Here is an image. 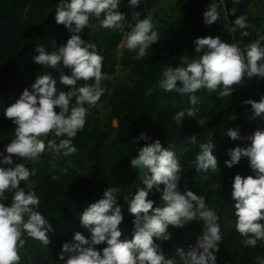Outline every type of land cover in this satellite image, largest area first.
<instances>
[{"label": "clouds", "instance_id": "clouds-1", "mask_svg": "<svg viewBox=\"0 0 264 264\" xmlns=\"http://www.w3.org/2000/svg\"><path fill=\"white\" fill-rule=\"evenodd\" d=\"M120 4L121 0H57L55 23L63 25L71 35L52 51L38 45V54L32 59L57 72L58 81L49 72L39 75L30 90L24 88L18 98L3 109V116L15 128L14 138L0 151V264H19V249L25 244V234L46 246L50 243L48 233L52 231L48 217L39 210L41 201L33 190L34 185L28 184L33 171L23 163L14 162V157L38 160L46 150L65 157L74 154L77 149L73 138L86 123L88 109L85 105H96L105 91L101 84L104 57L99 54L97 45L82 39L80 33L86 27L123 31L127 25L129 31L123 46L136 50L138 57H144L150 45L159 39L151 17L140 18V12L135 11L141 0H127V5L133 9L132 22L118 11ZM221 5H225V0H210L202 13L206 25L220 18ZM224 12L227 19L230 13H235V8H224ZM92 18L99 24L90 25ZM225 27L229 34L239 30L241 37L249 35L245 15L237 16ZM262 40L264 36L242 51L238 43H228L220 36L196 37L193 40L195 51L202 54L191 60L181 57L184 66L164 68L162 78L155 85L166 92L174 90L188 95L190 107L177 111L172 119L181 124L186 116H196L200 98L195 93L202 88L209 92L219 90L220 97H229L235 91L232 86L239 85L245 76L264 79ZM78 81L84 83L78 85ZM57 82L67 86V90L58 89ZM242 103L251 106L252 118L264 119V95L258 101L249 98ZM49 133L59 138L58 141H45ZM226 135L233 141H248L229 149L228 159L223 163L232 168L241 158L247 159L251 174L237 173L231 178L230 196L234 201L235 229L244 237L241 244L255 247L258 241H264V128L241 136L236 128L228 127ZM189 139L195 142L194 136ZM135 140L145 143L138 148L130 164L144 170V174L140 180L143 187L139 185L134 193L123 196L127 211L133 216L131 238L120 239V225L124 220L122 205L108 188L101 198L88 204L79 214V223L88 235L76 231L70 240L62 242L57 264H177L156 241L169 240L172 235L169 226L183 228L193 220L202 222V231L187 250L176 248L180 261L182 264H217L216 253L222 239L217 212L207 205L203 195L191 190L181 191L182 165L170 147H163L159 139H152L144 132ZM199 148L194 161L196 170L218 172L213 142L201 143ZM202 178L207 179V176ZM52 179L59 177L54 175ZM21 181L27 191L19 186ZM153 189L160 194L162 206H154L155 202L148 198ZM98 245L104 246L97 248ZM256 260L257 264H264V258L258 256Z\"/></svg>", "mask_w": 264, "mask_h": 264}, {"label": "trees", "instance_id": "trees-1", "mask_svg": "<svg viewBox=\"0 0 264 264\" xmlns=\"http://www.w3.org/2000/svg\"><path fill=\"white\" fill-rule=\"evenodd\" d=\"M175 1L185 9V14L175 21L173 26L185 31L187 35L196 34L194 31L201 32L206 26L210 31L208 36H220L228 43L236 42L242 51L249 46V43L264 36V0H225V5H221L220 8V18L211 25H206L202 17L210 0ZM124 2L127 0H121V4ZM56 3L57 0H0V151H3L4 146L14 138L15 128V125L3 116V109L13 103L24 88L28 87L30 90V85L39 75L49 72L56 76L58 81L57 72L34 63L32 59L38 54L36 52L38 45L43 46L46 51H52L71 35L63 25L55 23ZM224 8H235V13H230L225 19ZM118 11L125 13L120 6ZM239 15L247 17L248 36L241 37L239 30L235 34H229L226 30L225 25L231 24ZM98 24L99 21L95 18L90 19V25ZM126 27L127 25L123 31L86 27L80 33L82 39L94 42L99 54L104 57L102 62L104 76H113L115 73L116 50ZM158 36L159 39L151 46L154 54H158L153 56L154 69L151 67L141 73L136 72L133 75L135 81L133 84L127 88L121 86L115 106V119L122 127L129 123L139 128L147 126L158 116L164 105L168 106L178 96L176 92H166L155 88V85L162 78L164 67H174L183 62L181 57H185L193 46L182 44L176 46L173 53L163 52L160 48L161 36ZM261 43L264 44V40ZM64 71L68 72L67 69ZM83 83L84 81H78V85ZM232 87L235 91L231 93L230 107L224 113L198 109L194 118L186 116L181 124H177L176 121H160L157 128L158 135L154 139H159L163 147H170L182 165L181 191L191 190L196 193L202 177L207 176L209 188L206 203L217 212L222 234L219 251L216 253L217 264H257L256 257L264 258V241H258L255 247L241 244L244 237H241L235 229L234 201L230 196L231 178L237 173L242 176L249 175L251 170L246 158H241L232 168L225 167L223 162L228 159L226 153L229 149L248 143L247 140L229 139L226 135L228 127L236 128L241 136L251 135L256 129L264 128V119L252 118L251 106L242 103L249 98L258 101L264 95V79L245 76L239 85ZM57 88L67 90V86L59 82ZM88 106L85 105L86 108ZM233 115L235 119H229ZM192 136L195 137V142L189 139ZM87 141L84 131L77 132L73 138V144L77 148ZM211 141L214 144L219 171L198 172L194 161L200 151L199 145ZM148 142L150 143L151 140ZM144 143L139 141L133 145L124 141L121 148H118V157L106 168H101L100 182L96 189L79 187L76 182H72V176H66L61 169L51 163L32 164L31 160L14 157L16 160L14 162L23 163L33 171L28 184L34 185L33 190L41 201L39 210L46 218L48 217L52 226V231L48 233L50 243L46 246L25 234L23 237L25 244L19 249L21 257L19 264L55 263L62 242L67 241V234L76 222L79 209L91 197L96 201L102 197L106 189L110 188L117 196V203L122 200V204L124 195L134 193L136 187L140 185L144 170L134 168L130 161ZM100 147L101 142L89 147L90 158L95 164L99 160ZM54 175L59 179L53 180ZM19 186L25 187L24 182L21 181ZM27 190L25 187V191ZM148 198L155 202L154 206H162L160 194L155 189L149 193ZM122 213L124 220L120 225L122 229L120 239H130L133 231V216L128 213L126 203L122 206ZM168 231L172 234L169 240L157 243L166 256L175 259L177 264H182L176 248L187 250L190 245H194L196 237L202 231V222L193 220L186 223L183 228L171 227ZM103 246L101 245L100 248Z\"/></svg>", "mask_w": 264, "mask_h": 264}, {"label": "rangeland", "instance_id": "rangeland-1", "mask_svg": "<svg viewBox=\"0 0 264 264\" xmlns=\"http://www.w3.org/2000/svg\"><path fill=\"white\" fill-rule=\"evenodd\" d=\"M251 7V4H250ZM126 14V20L131 21V12L133 9L127 5V2H124L120 5ZM141 14L140 18L151 17L154 30L158 32V35L161 36V46L163 52L173 53L174 49L178 45L192 44L193 48L186 54L185 57H188L189 60L194 59L201 55L194 51L193 40L196 37L208 36L210 31L205 26L202 28L201 32H195L196 34L187 35L185 31H181L173 26L174 22L182 18L185 14V9L180 6L175 0H141V4L135 9ZM129 31L126 27L125 32L122 34V39L120 44L117 47L115 60L116 68L113 76H104L101 81L102 86L105 91L100 97V100L94 106H88V111L86 114V123L84 126V133L88 139L87 143L81 145L80 148H77V151L68 156H63L62 153H57L54 151L46 150L41 154L38 160H31V163L36 162H45L51 163L57 168L61 169L64 174L68 177L72 176V182H76L79 187L82 188H93L96 189L98 183L100 182V170L101 168H106L118 157V148H121V145L124 141L130 142L131 144H136L139 141L135 140L141 132H144L146 135L154 139L158 133V122H172L173 115L180 110L187 109L190 107L188 104V95L187 94H178L176 98L168 105H164L158 112V119L152 120L147 126L139 128L129 123L127 126L122 127L118 124L115 119V106L118 100V95L121 92V86L127 88L133 84L134 77L133 75L136 72H143L151 69L155 64V58L153 56L158 55L154 54L152 50V45L146 51L144 57H138L136 55V50H129L123 46V41L126 38V34ZM174 58V56H172ZM176 66H184L181 62ZM166 68V67H164ZM179 86V82H177ZM200 98V103L196 105L197 109L202 110H211L216 113H224L230 107V100L232 95L220 97L219 90L216 92H209L206 89H200L195 93ZM47 139H56L53 134L49 133L45 138ZM97 142H101V147L99 148V160L95 164L91 160L89 147L95 145ZM16 161V160H14ZM199 187L197 188L196 194L203 195L206 201V194L208 192V178L202 179L199 182ZM95 201L94 197H91L85 204L81 206L76 216V222L72 226L71 230L67 234V241L71 239L72 235L76 231L82 232L85 236L88 235L87 231L82 228L79 223V214L83 211L88 204ZM120 205L124 206L125 201ZM171 228V226H169ZM169 230V229H168ZM159 241V240H158ZM156 241V242H158ZM101 245H98L97 248H100ZM53 264H57V261Z\"/></svg>", "mask_w": 264, "mask_h": 264}]
</instances>
